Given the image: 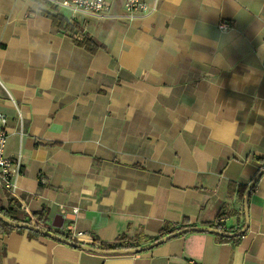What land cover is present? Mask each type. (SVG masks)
<instances>
[{
  "label": "crops",
  "instance_id": "1",
  "mask_svg": "<svg viewBox=\"0 0 264 264\" xmlns=\"http://www.w3.org/2000/svg\"><path fill=\"white\" fill-rule=\"evenodd\" d=\"M109 1L110 16L72 17L0 0L14 185L0 183V205L14 199L29 224L98 249L143 247L183 221L240 231L264 169V0H145L155 8L132 19L126 0ZM52 10L97 50L53 28ZM0 264H264V174L237 243L192 232L109 255L24 229L0 233Z\"/></svg>",
  "mask_w": 264,
  "mask_h": 264
},
{
  "label": "built area",
  "instance_id": "2",
  "mask_svg": "<svg viewBox=\"0 0 264 264\" xmlns=\"http://www.w3.org/2000/svg\"><path fill=\"white\" fill-rule=\"evenodd\" d=\"M42 3L56 9L57 11H67L73 17L77 14L94 17L110 16L111 3L109 0H40ZM125 18L132 19L137 15H143L155 8L148 5L145 0H126L124 3ZM228 25L223 23L219 25L220 30L227 29ZM6 117L0 114V183L3 188L12 191V167L11 159L4 155L7 142V133L5 131ZM224 219L219 217L217 223L222 224ZM71 240V239H70ZM99 248V247H98ZM97 248V249H98Z\"/></svg>",
  "mask_w": 264,
  "mask_h": 264
},
{
  "label": "trees",
  "instance_id": "3",
  "mask_svg": "<svg viewBox=\"0 0 264 264\" xmlns=\"http://www.w3.org/2000/svg\"><path fill=\"white\" fill-rule=\"evenodd\" d=\"M36 1H40V0H36ZM43 5L47 6V4H45V3ZM53 12L54 13H43L45 16H47L48 18L51 19L53 28L58 29V30H64L65 33L69 34L72 37V39L76 45L85 48L87 51L95 52L97 50V45L93 41H91L87 38L81 39V38L76 37V33L79 32L78 25L71 23V22H68L57 11H53ZM257 161L260 163L264 162L262 159H257ZM0 214H2L5 218H7L13 222H16V223H29V221L27 220L25 215L20 210L19 204L14 199H11L9 201L6 208H4L0 205ZM44 215H45V212H40L38 214H35L34 218H35L36 222L39 224H43V216ZM190 227L191 226L188 225V223H186L184 221L180 225H178L177 227H170V226L166 225L160 231L158 238L164 237V236H166L170 233H173L177 230H181L184 228H190ZM213 228L216 230L222 231V232H226V230L224 228L219 227V226H213ZM13 230L23 231L24 229H13V228L7 226L6 224H4L0 221V233L7 234ZM29 232L32 235H39V234L34 233L32 231H29ZM181 236H183V235H181ZM241 236H237V237H233V238H225V237H220V236L215 235V238L219 242L237 243L239 241V239L241 238ZM137 247H138V245L126 243V244H124V246L122 248L126 250V249H133V248H137ZM101 250L113 251V250H116V248L105 247Z\"/></svg>",
  "mask_w": 264,
  "mask_h": 264
},
{
  "label": "water",
  "instance_id": "4",
  "mask_svg": "<svg viewBox=\"0 0 264 264\" xmlns=\"http://www.w3.org/2000/svg\"><path fill=\"white\" fill-rule=\"evenodd\" d=\"M263 174H264V169L260 170L255 175V177L252 179V181H251V183H250V185L246 191V194H245L244 199H243L245 225L240 231H238L236 233L222 232V231L216 230L214 228H209V227H206V228L190 227V228H184L181 230H177V231L170 233L164 237L158 238L155 241H153L152 243H150L149 245H146L143 247L126 249V250L121 249V250H113V251H104V250L93 248L91 246H88V245H85L82 243H77L73 240H67V239L62 238L59 235L47 230V229L38 227L36 225H32L29 223L13 222V221L5 218L2 214H0V221L2 223L6 224L7 226L13 228V229H25L28 231H32V232L38 233L44 237H47L51 240H54L56 242H59V243H62V244H65V245H68V246H71V247H74L77 249H82V250H85L87 252H92V253H97V254H109V255L139 254V253L151 250L154 247L159 246L162 243H164V242H166V241H168L174 237H178V236L185 235L187 233H192V232H207V233H211L213 235H217L220 237L233 238V237L241 236L247 231V228H248V198H249L250 192H251L252 188L254 187L255 183L257 182L258 178Z\"/></svg>",
  "mask_w": 264,
  "mask_h": 264
}]
</instances>
